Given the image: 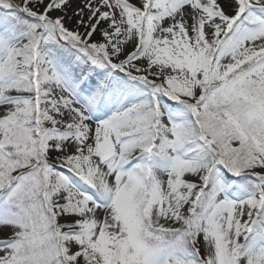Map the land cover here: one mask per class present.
Returning <instances> with one entry per match:
<instances>
[{"label":"snow or ice","instance_id":"6c2138e0","mask_svg":"<svg viewBox=\"0 0 264 264\" xmlns=\"http://www.w3.org/2000/svg\"><path fill=\"white\" fill-rule=\"evenodd\" d=\"M0 264H264V0H0Z\"/></svg>","mask_w":264,"mask_h":264}]
</instances>
